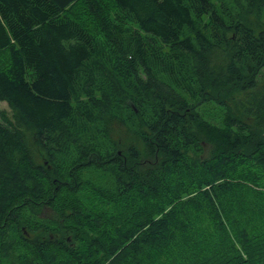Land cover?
<instances>
[{
  "label": "trees",
  "instance_id": "1",
  "mask_svg": "<svg viewBox=\"0 0 264 264\" xmlns=\"http://www.w3.org/2000/svg\"><path fill=\"white\" fill-rule=\"evenodd\" d=\"M108 1L0 0V264H264V0Z\"/></svg>",
  "mask_w": 264,
  "mask_h": 264
},
{
  "label": "rangeland",
  "instance_id": "2",
  "mask_svg": "<svg viewBox=\"0 0 264 264\" xmlns=\"http://www.w3.org/2000/svg\"><path fill=\"white\" fill-rule=\"evenodd\" d=\"M106 1V5L109 7V10H112V2L105 0ZM87 6L84 4V2H80L75 4V6L72 9L71 15L73 17H78L79 19H81L82 21H84L91 29H96V24L94 23L93 19L89 17V13L87 12ZM95 25H94V24ZM7 56L5 54L0 55V66H4L6 65V59ZM0 110H10L9 106L6 102H0ZM206 116H209L207 114H205ZM128 142V140L126 141Z\"/></svg>",
  "mask_w": 264,
  "mask_h": 264
}]
</instances>
